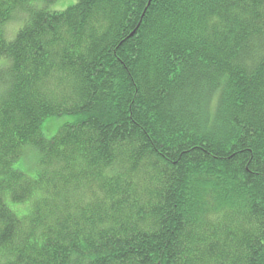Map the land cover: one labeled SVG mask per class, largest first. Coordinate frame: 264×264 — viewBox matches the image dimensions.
Returning <instances> with one entry per match:
<instances>
[{
  "label": "trees",
  "instance_id": "obj_1",
  "mask_svg": "<svg viewBox=\"0 0 264 264\" xmlns=\"http://www.w3.org/2000/svg\"><path fill=\"white\" fill-rule=\"evenodd\" d=\"M52 1L0 0V264H264V0Z\"/></svg>",
  "mask_w": 264,
  "mask_h": 264
},
{
  "label": "rangeland",
  "instance_id": "obj_2",
  "mask_svg": "<svg viewBox=\"0 0 264 264\" xmlns=\"http://www.w3.org/2000/svg\"><path fill=\"white\" fill-rule=\"evenodd\" d=\"M76 1L77 0H55V1L49 2L47 8L50 10H64L65 8H67L68 6H70L71 4H73ZM14 25H16V24H13L11 26H14ZM73 119H74V117H72V116L58 117L52 121H48V122L44 123L43 129H44L47 136H53L56 133L58 127L62 123L69 121V120H73Z\"/></svg>",
  "mask_w": 264,
  "mask_h": 264
}]
</instances>
